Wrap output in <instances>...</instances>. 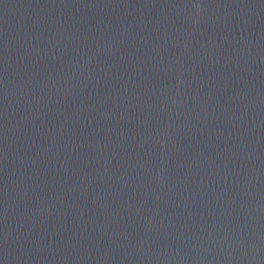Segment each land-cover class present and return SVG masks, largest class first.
Returning <instances> with one entry per match:
<instances>
[{
  "label": "water",
  "instance_id": "95a60500",
  "mask_svg": "<svg viewBox=\"0 0 264 264\" xmlns=\"http://www.w3.org/2000/svg\"><path fill=\"white\" fill-rule=\"evenodd\" d=\"M0 264H264V0H0Z\"/></svg>",
  "mask_w": 264,
  "mask_h": 264
}]
</instances>
